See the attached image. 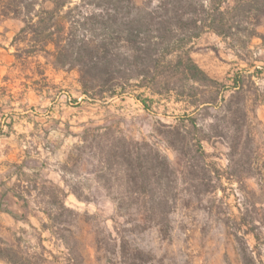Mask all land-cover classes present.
Segmentation results:
<instances>
[{
  "label": "rangeland",
  "instance_id": "obj_1",
  "mask_svg": "<svg viewBox=\"0 0 264 264\" xmlns=\"http://www.w3.org/2000/svg\"><path fill=\"white\" fill-rule=\"evenodd\" d=\"M21 27L18 20L0 18V192L14 182L7 178L17 166L29 176L40 170L65 190V205L75 215L70 252L43 227L47 219L33 203L26 222L0 211V238L14 246L19 239L23 248L43 253L45 264H264V12L257 29L261 37L252 40L246 61L211 32L191 44V57L213 79L230 85L235 75L249 76L254 83L243 146L230 149L212 139L203 143L205 158L196 157L187 169L157 133L161 125L175 124L180 104L156 97H150L148 110L129 97L91 103L80 95L75 72L41 65L43 81L35 60L14 62L10 43ZM89 122H111L127 138L147 142L167 158L177 184L165 225L145 224L140 215L133 217L139 227L125 225L95 180L94 161L83 155L74 165L73 147ZM7 202L15 213H24L10 195Z\"/></svg>",
  "mask_w": 264,
  "mask_h": 264
},
{
  "label": "trees",
  "instance_id": "obj_2",
  "mask_svg": "<svg viewBox=\"0 0 264 264\" xmlns=\"http://www.w3.org/2000/svg\"><path fill=\"white\" fill-rule=\"evenodd\" d=\"M263 12L264 0H0V18L22 23L10 43L14 62L22 66L35 60L41 80L46 79L44 65L54 72H75L80 95L91 103L129 97L148 110L150 97H156L180 104L182 115L175 124L161 125L157 133L186 169L196 157L205 158L203 143L212 139L230 149L243 146L254 83L249 76L235 75L230 85L213 79L191 57V44L211 32L246 61L252 40L261 37L257 29ZM115 130L111 122H89L73 147L78 153L74 165L83 155L94 161L95 180L125 225L139 227L135 215L145 224L165 225L169 205L176 203L175 171L152 145ZM22 168L7 178L14 182L0 192V211L26 222L33 203L47 219L43 227L70 252L75 214L65 205V190L40 170L29 176ZM62 182L69 187L64 176ZM9 195L24 213L9 208ZM15 241L14 246L0 238L1 264H45L43 253Z\"/></svg>",
  "mask_w": 264,
  "mask_h": 264
}]
</instances>
